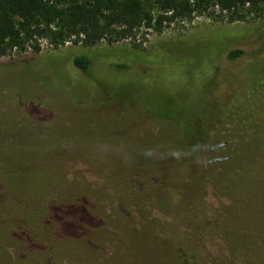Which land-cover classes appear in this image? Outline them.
Instances as JSON below:
<instances>
[{
    "label": "rangeland",
    "instance_id": "1",
    "mask_svg": "<svg viewBox=\"0 0 264 264\" xmlns=\"http://www.w3.org/2000/svg\"><path fill=\"white\" fill-rule=\"evenodd\" d=\"M143 33L92 47L43 42L39 52L0 56L5 262L148 264L153 249L164 261L159 237L154 248L142 242L155 219L174 239L167 264H187L183 254L196 252L188 264L204 261L207 248L212 264L225 261L230 248L219 244L214 217L202 214L195 176L207 163L226 172L253 161L264 171V77L255 78L264 75V15L229 23L214 12ZM235 49L241 56L228 58ZM81 54L90 59L86 73L73 65ZM235 126L244 153L259 158L238 159L232 141L223 142ZM100 146L111 152L101 155ZM145 149L157 157L146 159ZM165 192L177 203L166 217L129 202L139 195L158 203ZM259 206L245 222L260 230L238 224L242 245L253 246L238 264H264V199Z\"/></svg>",
    "mask_w": 264,
    "mask_h": 264
},
{
    "label": "trees",
    "instance_id": "2",
    "mask_svg": "<svg viewBox=\"0 0 264 264\" xmlns=\"http://www.w3.org/2000/svg\"><path fill=\"white\" fill-rule=\"evenodd\" d=\"M214 12L229 23L246 20L249 16L260 17L264 15V0H0V56L27 49L39 52L43 42L52 49L67 42L79 43L84 47H92L99 42L111 45L131 37L135 38L140 29H144L145 35L149 31H160L177 20H188L193 16H211ZM134 46L137 45L134 44ZM241 54V50L235 49L230 51L227 57L237 59ZM257 58L259 57L247 59L246 63ZM73 65L82 73H86L90 59L84 54L76 55L73 57ZM115 67L122 66L115 65ZM261 77H264L263 73L255 76V78ZM242 132L241 127L235 126L231 138L223 142L232 141L235 157L241 155L244 157L241 159L259 158L258 153H244L246 147L240 136ZM247 162L246 168L233 166L226 172L222 168L223 165L214 169L207 163L204 164L205 170H199L195 176L199 186L202 214L207 215L205 220L214 217L213 220L218 228L219 244L230 248L224 254L223 264H238L240 261L246 262L245 257H252L253 246L242 245V239H245L243 235L246 233L238 231L237 227L240 223L254 225L253 222L245 221L254 220L261 211L259 204L264 199V171L253 161ZM2 172L1 169L0 173ZM137 177L146 187L144 179ZM173 199V194L169 195L165 192L158 203H156L157 199L154 204L148 200L141 201L139 195H131L129 202L133 205L137 202L135 204L138 206L140 203L147 209L156 208L154 212L166 217L171 213L173 206L177 205V203L174 204ZM139 200L141 202H138ZM132 209L136 210L135 207ZM140 219L141 225H144V218L140 217ZM152 223L156 226L154 228L156 231H146L149 232V237L142 242L154 248L155 244L152 242H156L159 237L157 242L161 244L163 242L162 245L170 248L174 239L169 233L163 234L164 223L161 227L156 219ZM243 226L246 228V224ZM205 229L208 230L209 226ZM205 229L202 228L199 238L207 239ZM7 234L6 231L0 234V264L15 262L11 257L8 262H5L7 257L3 252L2 243L7 242L5 240ZM168 248L166 260L163 261L158 252L153 249V253L149 254L146 262L148 264L169 263L173 257L169 254L171 252ZM207 250L203 257L205 260L194 264H212L214 255L209 248ZM196 253L183 254L187 264L190 260L197 259V254L200 255V253ZM247 262L251 261L247 260Z\"/></svg>",
    "mask_w": 264,
    "mask_h": 264
},
{
    "label": "clouds",
    "instance_id": "3",
    "mask_svg": "<svg viewBox=\"0 0 264 264\" xmlns=\"http://www.w3.org/2000/svg\"><path fill=\"white\" fill-rule=\"evenodd\" d=\"M98 152L101 154V155H106V154H108L109 152H111V151H109L108 149H106L104 146H100L99 148H98ZM117 154H123V152L122 151H119V150H117V151H115ZM142 156H144L146 159H150V158H156L157 157V155H158V153H157V151L155 150V149H145V150H143L141 153H140ZM173 156L175 157L176 156V153L174 152L173 153ZM125 159L127 160V156L125 155Z\"/></svg>",
    "mask_w": 264,
    "mask_h": 264
}]
</instances>
